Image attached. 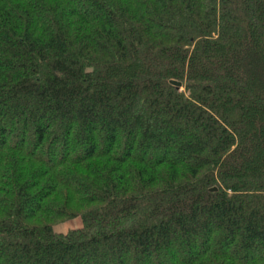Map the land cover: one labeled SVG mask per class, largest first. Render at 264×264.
<instances>
[{"label":"trees","instance_id":"obj_1","mask_svg":"<svg viewBox=\"0 0 264 264\" xmlns=\"http://www.w3.org/2000/svg\"><path fill=\"white\" fill-rule=\"evenodd\" d=\"M0 264H264V0H0Z\"/></svg>","mask_w":264,"mask_h":264},{"label":"rangeland","instance_id":"obj_2","mask_svg":"<svg viewBox=\"0 0 264 264\" xmlns=\"http://www.w3.org/2000/svg\"><path fill=\"white\" fill-rule=\"evenodd\" d=\"M82 220L80 217L59 220L54 225V230L58 233H66L69 230L81 227Z\"/></svg>","mask_w":264,"mask_h":264},{"label":"water","instance_id":"obj_3","mask_svg":"<svg viewBox=\"0 0 264 264\" xmlns=\"http://www.w3.org/2000/svg\"><path fill=\"white\" fill-rule=\"evenodd\" d=\"M170 83L176 87H181V82L179 81H175V80H171ZM216 188H212L211 190H215Z\"/></svg>","mask_w":264,"mask_h":264}]
</instances>
